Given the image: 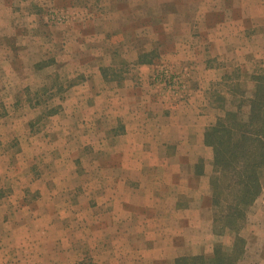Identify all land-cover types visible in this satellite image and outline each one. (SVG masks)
<instances>
[{"label":"crops","instance_id":"obj_1","mask_svg":"<svg viewBox=\"0 0 264 264\" xmlns=\"http://www.w3.org/2000/svg\"><path fill=\"white\" fill-rule=\"evenodd\" d=\"M3 1L0 264H53V249L61 248L64 239V247L73 249L74 230L53 225V217L65 215L61 205L53 207V160L75 170L67 180L60 175L54 179L56 185L69 186L61 188L58 201H81V214L87 218L86 203L96 200L106 205L97 229L102 264H175L181 258L198 264V255H211L214 149L205 142V134L225 110L234 108V63L250 57L264 67V35L254 29L249 38L243 26L241 32L233 30L243 23L247 4L257 10L255 25L264 23V0H224L231 14L241 13L235 15L239 20L226 22L218 12L215 20H202L206 30L184 22L182 37L162 57L149 61L138 63L139 56L148 52L133 49L130 37L122 54L128 63L124 69L111 59L106 62L111 12L103 14L100 32L80 33L43 20V9L53 2L66 6L63 0ZM207 23L212 28L207 29ZM246 41L255 47L246 49ZM162 62L182 77L176 94L165 91L154 78ZM53 65L64 75V83L53 85ZM131 65L139 82L132 80ZM43 72L45 79L39 76ZM58 88L65 92L59 97L61 109L53 112V90ZM79 185L78 193L73 192ZM255 205L263 220L246 240L245 249L253 259L246 251L236 264H264V185L251 207ZM58 231L65 233L62 241L54 236ZM81 231L84 239L92 233ZM244 231L245 227L239 232L243 238Z\"/></svg>","mask_w":264,"mask_h":264},{"label":"rangeland","instance_id":"obj_2","mask_svg":"<svg viewBox=\"0 0 264 264\" xmlns=\"http://www.w3.org/2000/svg\"><path fill=\"white\" fill-rule=\"evenodd\" d=\"M13 3H16L17 0H10ZM65 5H56L53 2V5H48L46 9H43V20L50 26H58L67 28L68 30L79 31L80 33H92L93 31L100 32L99 29L104 25L103 14H107V17L110 19L108 22V30L107 33V41L110 43H106V48L109 52L108 57L106 58V62L112 60L113 65L122 66L123 69L125 66H128L126 58L122 56L128 50L129 38L132 37V45L138 53L143 50L147 51V55L142 57L144 60H149L150 57H162L161 53L168 48L169 45H172L174 42L182 37V33H185V26H181L184 22H191L187 24H195L194 28L199 30L203 28L201 24L202 20L204 22H211L220 15L224 18H227V21H230L231 18L235 17L236 20H239L237 17H241V13L231 14V10L226 9L228 4H224V0H82V1H66ZM241 1V0H239ZM250 1V0H249ZM112 2V3H110ZM203 2L202 8H199V5ZM229 2V1H228ZM4 3L3 0H0V4ZM215 3L217 5H215ZM46 4V3H42ZM69 4V5H67ZM219 5V6H218ZM38 6V5H37ZM63 6V7H60ZM42 7V6H39ZM18 8L16 5H12V10ZM65 9L71 10L67 12ZM245 18L242 19L243 23H239V25H235L233 30L240 31V27L243 26L244 32L247 33L249 38L251 35L258 33H262L264 35V23L255 25L254 15L256 14L255 7L247 4L244 8ZM34 10V9H33ZM1 15V13H0ZM237 15V17L235 16ZM207 18V19H206ZM121 19L125 20V24H121ZM129 22L132 25L129 27ZM197 22V24H196ZM254 22V23H253ZM207 29L212 28V25L207 23ZM199 25H202L198 27ZM189 26V25H188ZM193 26V25H192ZM191 26V28H192ZM226 28V26H224ZM255 29V30H254ZM206 30V29H204ZM241 32V31H240ZM198 34V33H196ZM149 35L153 38V43L149 42ZM238 35V34H237ZM135 39V40H134ZM250 40V39H249ZM241 42V41H239ZM247 46L246 49L255 47L253 43L246 41ZM235 44V48H237V43ZM95 47L96 45L92 43ZM255 49V48H254ZM142 51V52H143ZM118 55L117 56V53ZM142 55H145L144 53ZM140 57V56H139ZM159 59V58H158ZM161 59V58H160ZM159 59V61H161ZM141 58L138 59V63ZM245 60V61H244ZM54 63V62H53ZM137 64V62H136ZM171 69L176 75L180 76V73L176 72L173 67L169 63H161V68L155 72V76L162 70L163 68ZM131 68V74L133 78L135 67L132 65L129 66ZM128 68V69H129ZM58 68L53 65V70L51 72V79L53 80V85H58L61 82L64 83L63 78L64 75L61 74ZM127 70V69H126ZM125 70V71H126ZM264 67H260V62L257 58L253 60L249 57H246L242 60H237L234 63V86L233 89V107L234 110L240 99L243 98V95L246 94L250 96L254 89V82L251 85V77L257 73L263 72ZM129 72V71H128ZM46 72H43L40 76L41 79H45ZM115 77V75L113 74ZM112 76V77H113ZM58 78V80H57ZM133 81H138L137 78H133ZM156 80V79H155ZM182 80V77H181ZM157 81V80H156ZM158 82V81H157ZM182 85V84H181ZM164 88V87H163ZM182 88V87H181ZM181 88L176 91L174 94L178 93ZM224 89V88H223ZM165 90V89H164ZM167 91V90H165ZM64 89L58 88L57 90H53V108L52 111H59L61 105L59 104V97L61 98L64 94ZM91 92V90H90ZM45 92H42L44 94ZM59 95H57V94ZM63 93V94H62ZM50 93H47L49 95ZM46 95V96H47ZM219 100V99H218ZM220 102V100H219ZM33 105H30L27 108H32ZM48 107H50L48 105ZM76 110L79 111V105H75ZM48 109V108H47ZM47 111V110H46ZM50 111V110H48ZM247 112V106H243L241 110V115L244 116ZM53 156L57 157L58 152L53 148ZM62 164V165H61ZM55 162L53 160V207L59 208L60 205L65 212L63 216L53 217V225H60L59 228L65 230L66 228H71L74 230V246L73 249L69 250L64 247L66 243L65 239L61 244V248L53 249V264H58V262H65V259L73 260V264H102L101 258L99 257L101 254V250L98 247L99 244H102V237L99 238L100 235L97 232L98 225L101 224V218H99V214H101V210L106 206L104 202L98 204V201L91 200L88 203V207L90 208V216L87 218L82 216L81 212V201L74 199L73 201H58V194L63 193L61 188H65L69 186H65L63 184H54V179H59V175L62 176V179L67 180L75 174V170L71 168H67L65 166V162ZM60 166V167H58ZM77 166V165H76ZM76 172L81 177V168L77 166ZM79 178V177H78ZM264 185V179H263ZM81 186H74L73 192L76 191L78 193V189ZM62 191V192H61ZM93 195V194H91ZM259 198V197H258ZM257 200V199H256ZM262 202V201H261ZM85 203V202H84ZM262 204V203H261ZM261 206V205H260ZM71 210V214L69 211ZM95 212V213H94ZM93 213V214H92ZM262 214V213H261ZM257 205L255 208H249L248 215L245 223H243L242 228H246L245 237L243 238L241 235H238L240 242L236 241V235L233 231L223 232L219 230L220 228H213L215 237L213 239H209V243L213 242V255L216 250H219L221 254L239 256L241 257L246 253L248 254V258L252 260L253 254H249L248 249L246 250L247 241L253 235L254 227L262 222L263 218H261ZM260 221V222H259ZM61 222V223H60ZM248 227V229H247ZM58 228V229H59ZM83 228L90 229L91 235L90 237L83 238L85 231H81ZM216 230V231H215ZM240 232V231H239ZM55 237L62 241L61 238L65 237V233L59 232L54 233ZM55 238V239H56ZM246 238V239H245ZM90 241V243H89ZM54 247V246H53ZM253 253L255 249H252ZM73 252L71 256L70 253ZM211 255H205L204 252L202 255H198L197 261L198 264H209L213 263L214 260H210ZM58 257V259H57ZM57 259V260H55ZM228 260L224 263L227 264ZM249 262V260H247Z\"/></svg>","mask_w":264,"mask_h":264},{"label":"trees","instance_id":"obj_3","mask_svg":"<svg viewBox=\"0 0 264 264\" xmlns=\"http://www.w3.org/2000/svg\"><path fill=\"white\" fill-rule=\"evenodd\" d=\"M141 55V62L144 60ZM153 58V56H152ZM254 89L239 100L236 109H227L205 134V142L214 149V171L210 185L214 227L233 231L240 242L239 231L249 208L261 195L264 179V71L251 77ZM247 112L241 115L243 106ZM216 231V230H215ZM211 256L215 264H236L241 254L223 255L216 250ZM175 264H191L181 258Z\"/></svg>","mask_w":264,"mask_h":264},{"label":"built area","instance_id":"obj_4","mask_svg":"<svg viewBox=\"0 0 264 264\" xmlns=\"http://www.w3.org/2000/svg\"><path fill=\"white\" fill-rule=\"evenodd\" d=\"M155 79L162 84L169 93H175L181 88V77L176 75L171 69L165 67L155 76Z\"/></svg>","mask_w":264,"mask_h":264}]
</instances>
